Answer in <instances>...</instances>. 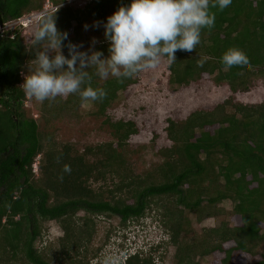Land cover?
I'll list each match as a JSON object with an SVG mask.
<instances>
[{"label":"trees","instance_id":"obj_1","mask_svg":"<svg viewBox=\"0 0 264 264\" xmlns=\"http://www.w3.org/2000/svg\"><path fill=\"white\" fill-rule=\"evenodd\" d=\"M38 1L0 0V27L42 9ZM92 2L94 5H88L86 11L95 16L106 2ZM113 2L118 8L129 0ZM211 11L216 14L215 26L202 29L201 42L194 51L176 52V62L170 66L171 81L190 84L207 73L215 75L216 83L226 82L236 91L246 86L247 79L254 75L253 69L255 75H264V0H233L229 8ZM44 15H56L60 32L69 27L70 20H79L70 7H60ZM72 32L68 34L71 41ZM33 33L23 35L20 24L0 31V264H88L87 252L80 250L96 231L93 215L117 216L119 228L125 230L132 223H143L152 204L161 209V221L171 235L161 243L176 246L174 264H196L194 257L216 251L225 253L223 264H231L233 250L258 254L261 260L256 264H264V102L247 106L227 100L209 111L192 112L184 124L171 121L167 135L173 144L164 151L165 163L159 167L161 178L158 181L145 178L132 187L128 178L118 174L121 181L116 190L122 192L125 188L135 198L134 202L116 197L115 189H106L109 196L106 198L101 191L94 192L88 182L106 180L107 173L116 174L123 167V147L137 132L135 124L108 120L119 146L109 142L88 147L84 154H75L79 152L69 145L58 148L56 142L42 134L37 121L26 117L21 110L25 100L22 71L26 60H35L33 45L28 47ZM67 43L64 41L62 48ZM107 48L108 45L101 44L96 51L104 54ZM231 48L243 51L251 67L224 71L221 58ZM89 74L91 86L107 92L103 100L92 101L102 115L118 92L133 82L132 75L107 78L99 83L95 71ZM76 98L81 97L72 94L67 104ZM227 106L233 107V111H227ZM214 125L217 128L213 132L205 130ZM45 140L49 142L47 145ZM39 154L40 174L36 175L33 166ZM87 155L93 156V160H87ZM65 165L71 167L70 173L64 172ZM203 195L208 205L231 199L242 225L220 224L211 229L207 236L215 238L208 244L207 239L192 243L178 241L186 212L178 207L197 213ZM80 211H84L83 217L77 216ZM49 220L57 221L63 237L58 239L57 248L46 244L38 249L34 242L42 235L41 223ZM123 239L127 240V236ZM228 241H233L234 247L223 249ZM134 243L133 239L130 244L117 243V252L127 256L125 264H155V255L162 244L135 252Z\"/></svg>","mask_w":264,"mask_h":264},{"label":"rangeland","instance_id":"obj_2","mask_svg":"<svg viewBox=\"0 0 264 264\" xmlns=\"http://www.w3.org/2000/svg\"><path fill=\"white\" fill-rule=\"evenodd\" d=\"M39 1L42 3V9L26 13L27 16L23 17L22 23H27V25H21L23 35H27L29 32L33 33V30L38 29L39 20L34 19L32 16H40V13L43 12L53 13L60 7H70L79 20H70L69 27L63 28L62 33L70 34L71 31H74L72 32L74 39L71 41L68 38L66 48L61 49L62 53L66 57L68 56L67 45L69 43L78 45L79 50L83 52L96 51L98 45L101 44L108 45L104 40L102 25L100 27L94 25L96 22L105 21L117 9L113 0H101L106 2V5L95 16L88 14L86 11L88 5L90 7L94 5L92 0H56L58 3L55 0ZM78 9L81 11L77 12ZM81 12L86 14L78 15ZM33 13L36 14L32 15ZM29 15L31 16L29 17ZM55 17L56 15H54ZM17 23L18 21L9 24L6 29H14ZM61 24H64L62 20ZM86 25L87 27H85ZM69 28L71 31L68 30ZM31 44L28 43L29 49ZM44 47L45 44H41L39 48L43 49ZM107 56L108 51L104 53V57ZM171 65H169L166 57H162L156 68L142 69L133 74V82L127 88L118 92L116 99L109 105L104 115L98 113L96 105L90 100L85 101L82 98H76L67 104V100L71 99L72 94L44 102L25 95L21 110L26 117L34 118L37 121L40 132L56 142L58 148L69 145L74 152H79L75 154H84L88 147H98L109 142L115 143L117 147V138L112 134V128L107 122L108 120L111 123L132 121L135 124L137 132L129 138V141L123 147V167L117 169L116 174L107 173L106 180L99 182L90 180L88 182L94 192L101 191L102 196L108 198L106 189L116 190L121 181V176L118 174L128 178V182L133 183L131 184L132 187L135 186L134 183H140L145 178L155 181L161 178L159 167L165 163L164 151L168 150L173 144L167 135V127L171 121L178 125L184 124L192 112L209 111L227 100H231L234 104L247 106L264 102V75H255L257 73L256 69L252 70L254 75L247 79L246 86L243 85L238 87L236 91H232L226 82L218 84L214 80L215 75L207 73H203L200 79L192 81L190 84L172 83ZM37 68L36 60H26L25 69L22 71V79L33 74ZM87 71H95V69L89 68ZM224 71L226 70L224 69ZM112 77L115 76L109 75L107 78ZM107 78H100L96 75L95 80L102 83ZM226 109L230 112L233 111V107L227 106ZM215 128H217V125L208 126L205 130L213 132ZM196 131L198 134L200 133L199 129ZM48 143L47 140L44 141L45 145ZM93 158V156L87 155V160L92 161ZM40 160L41 155L39 154L34 161L36 175L40 174ZM164 175L165 173L162 174L163 178ZM248 178L250 177L248 176ZM116 191V197L125 198L129 203L134 202L135 198L132 194L125 192V188L122 192ZM171 205H174V203L172 202ZM174 207L176 206L174 205ZM233 207L234 203L231 199H224L216 204L208 205L205 195L202 196V203L197 213L189 208L179 206L178 209L186 212L184 213V223L178 241L187 240V242L192 243L193 241L207 239L206 244H208L215 238L214 236L212 238L207 236V232H210L211 229H215L220 224L227 225V227L242 225V218L234 213ZM160 214L161 209L152 204L151 209L146 214L149 215L146 221L154 222L158 219V223H154L155 227L153 229L157 234H164L166 238H170L171 235L164 227ZM84 215V211H80L77 216L83 217ZM91 218L95 222L96 231L90 242L83 243L80 252H87L88 264H102L105 256H115L114 251L117 252L118 250L117 243H122V239L118 236L122 234L123 230L119 228L120 219L117 216L102 214L93 215ZM139 223H132L130 226H132L133 232L132 230H127V232L130 238H135L136 245L142 247L143 243L147 245L151 239L149 237L150 231L142 229ZM41 226L43 228L42 235L35 240L34 246L38 249L46 244L56 247L58 239L63 237V230L57 221L49 220L41 223ZM146 235L148 239H146ZM233 245V241H228L223 244V249L232 248ZM175 252L176 246L174 244H162L155 255L154 263L174 264ZM79 257L82 258V254ZM224 257L225 253L223 251H216L198 255L194 257V262L196 264H223ZM260 260L261 257L258 254L251 255L243 251L233 250L230 263L256 264Z\"/></svg>","mask_w":264,"mask_h":264},{"label":"clouds","instance_id":"obj_3","mask_svg":"<svg viewBox=\"0 0 264 264\" xmlns=\"http://www.w3.org/2000/svg\"><path fill=\"white\" fill-rule=\"evenodd\" d=\"M232 3L233 0H129L105 21L94 25L103 27L104 40L108 44L107 57L100 51H80L79 46L72 43L67 45L69 54L66 57L61 49L64 41L68 40V34L57 29L54 16L43 13L44 16L34 18L37 20L43 16L32 35L38 68L24 79L21 86L26 96L40 102L71 94H78L85 101L103 100L107 92L91 86L87 69L94 68L100 78L109 75L129 78L142 69L156 68L162 57H166L171 65L176 62L177 51L191 53L201 42L202 29L215 26L216 14L211 9L223 11ZM41 44H45L43 49L39 48ZM221 60L225 70L251 67L246 54L237 48L227 50ZM63 170L70 173L71 167L65 165ZM147 218L139 226L150 231L151 240L147 245L143 243L142 247L134 243L135 252L151 246L154 248L163 244L161 241L168 240L153 229L158 220L147 222ZM131 227L118 236L122 243L130 244V239L135 241L127 232L132 230ZM124 236L127 240L123 239ZM115 253V256H105L102 264H125L127 256L124 252Z\"/></svg>","mask_w":264,"mask_h":264},{"label":"built area","instance_id":"obj_4","mask_svg":"<svg viewBox=\"0 0 264 264\" xmlns=\"http://www.w3.org/2000/svg\"><path fill=\"white\" fill-rule=\"evenodd\" d=\"M43 13H46V12H43ZM43 13H42V14L40 13V14L43 15ZM33 15H34V14H33ZM41 15H40V16H41ZM25 17H26V16H25ZM32 17L36 18V17H39V16H32ZM28 18H29V17H28ZM28 18H26V19L28 20ZM22 20H23V17H20V18H18V19L15 20V21H10V22H8L6 25L1 26V27H0V31L6 29V28L8 27L9 24H11V23H13V22L16 23L17 21H18L17 24H20V25H26L27 23H26V24L22 23ZM17 24H16V25H17ZM34 167H35V165H34ZM35 168H36V167H35ZM34 170H35V169H34Z\"/></svg>","mask_w":264,"mask_h":264}]
</instances>
